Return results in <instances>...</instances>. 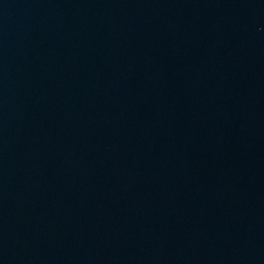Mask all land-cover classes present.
Wrapping results in <instances>:
<instances>
[{"label": "water", "instance_id": "1", "mask_svg": "<svg viewBox=\"0 0 264 264\" xmlns=\"http://www.w3.org/2000/svg\"><path fill=\"white\" fill-rule=\"evenodd\" d=\"M163 264H264V59L199 178Z\"/></svg>", "mask_w": 264, "mask_h": 264}]
</instances>
